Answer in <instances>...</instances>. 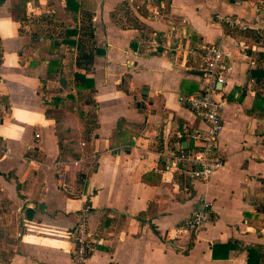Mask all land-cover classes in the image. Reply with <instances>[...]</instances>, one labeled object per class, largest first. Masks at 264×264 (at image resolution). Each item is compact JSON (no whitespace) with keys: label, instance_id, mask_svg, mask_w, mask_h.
Here are the masks:
<instances>
[{"label":"crops","instance_id":"obj_1","mask_svg":"<svg viewBox=\"0 0 264 264\" xmlns=\"http://www.w3.org/2000/svg\"><path fill=\"white\" fill-rule=\"evenodd\" d=\"M77 1L68 10L67 0H0V264H81L70 233L86 204L83 264H248V247L264 242V78L253 72L264 71V44L262 30L235 31L216 13L263 18L264 0ZM169 31L186 46L224 48L225 165L207 180L187 179L175 162L192 145L186 130L206 127L180 100L203 88L204 73L196 56L150 48L152 33ZM76 73L94 92L76 86ZM91 96L85 140L80 106L55 98ZM62 137H77L88 175L62 157ZM63 162L73 196L59 187ZM201 194L212 219L190 232Z\"/></svg>","mask_w":264,"mask_h":264},{"label":"built area","instance_id":"obj_2","mask_svg":"<svg viewBox=\"0 0 264 264\" xmlns=\"http://www.w3.org/2000/svg\"><path fill=\"white\" fill-rule=\"evenodd\" d=\"M154 16L164 17V14L156 11ZM216 19L239 32L264 30V13L263 18L249 20L237 14L217 12ZM148 44L154 51L160 49L169 52L183 50L187 55L196 56L201 60L204 73L203 88L198 92L182 94L180 100L195 111L205 122L206 127L187 129L186 133L192 140V145L187 150H180L174 154V158L187 179L207 180L215 171L225 165L224 154L218 149V140L224 129L223 110L226 103L224 98L218 97V85L224 81L219 73L225 55L224 48L220 41L199 47L186 46L181 41L174 39L172 31L163 34L152 33L148 39ZM85 144L83 141L82 145ZM71 164L88 175L89 170H84L82 167V157L73 159ZM67 166V162L61 164L57 178L60 189L73 196L74 190L68 179ZM89 214L90 207L86 204L77 212L76 222L70 233L75 259L81 264L85 263L89 256ZM212 214V199L206 194H201L198 197V208L185 222L186 229L190 232H198L210 222Z\"/></svg>","mask_w":264,"mask_h":264},{"label":"trees","instance_id":"obj_3","mask_svg":"<svg viewBox=\"0 0 264 264\" xmlns=\"http://www.w3.org/2000/svg\"><path fill=\"white\" fill-rule=\"evenodd\" d=\"M67 8L68 10H77L79 7V3L77 0H67ZM69 33H75L76 31L74 29L68 31ZM257 38L261 40V42L264 44V30L257 34ZM69 44H75L73 40H67L66 41ZM3 53L2 44L0 41V59ZM259 59L264 61V46L263 49L260 51ZM79 61V57H78ZM254 74L258 78H264V71L262 69H255ZM76 86L81 88L85 87L90 89L92 92H94V81L91 77L87 76V73H76ZM46 101H51V98L48 99L45 97ZM55 104L62 107V108H70L72 109L76 104L80 106V118L82 120V123L84 125V131L82 138L85 140H89L91 138V134L93 129L95 128V122L93 119V116L90 114V110L85 109V105L90 106L94 104V101L92 100V96L90 99H82V102L80 103L79 100L74 97H70V100H64L63 98L56 97L55 98ZM78 106V107H79ZM60 146L62 148V157L67 158L68 156H72L73 158H78L79 153L76 150L77 146V137H71L66 138L62 137L60 139ZM184 150H187V148H183ZM85 176V174H84ZM83 177V175H82ZM264 195V191H263ZM258 211L262 214H264V202L260 203L257 207ZM248 264H264V242L258 243L253 246L248 247Z\"/></svg>","mask_w":264,"mask_h":264},{"label":"water","instance_id":"obj_4","mask_svg":"<svg viewBox=\"0 0 264 264\" xmlns=\"http://www.w3.org/2000/svg\"><path fill=\"white\" fill-rule=\"evenodd\" d=\"M60 83H61V85H62L63 87H66V81H65L64 78H61V79H60Z\"/></svg>","mask_w":264,"mask_h":264},{"label":"rangeland","instance_id":"obj_5","mask_svg":"<svg viewBox=\"0 0 264 264\" xmlns=\"http://www.w3.org/2000/svg\"><path fill=\"white\" fill-rule=\"evenodd\" d=\"M263 222H264V214H263ZM263 227H264V224H263Z\"/></svg>","mask_w":264,"mask_h":264}]
</instances>
